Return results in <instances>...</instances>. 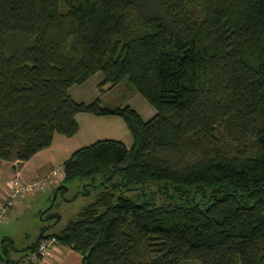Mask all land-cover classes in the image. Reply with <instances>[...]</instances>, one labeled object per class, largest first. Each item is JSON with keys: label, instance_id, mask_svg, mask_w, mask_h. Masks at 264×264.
<instances>
[{"label": "trees", "instance_id": "16d2710c", "mask_svg": "<svg viewBox=\"0 0 264 264\" xmlns=\"http://www.w3.org/2000/svg\"><path fill=\"white\" fill-rule=\"evenodd\" d=\"M98 72L154 116L72 100ZM79 113L122 118L132 145L63 162L58 191L98 193L27 256L53 237L81 264H264V0H0V161L73 137Z\"/></svg>", "mask_w": 264, "mask_h": 264}, {"label": "rangeland", "instance_id": "374dc122", "mask_svg": "<svg viewBox=\"0 0 264 264\" xmlns=\"http://www.w3.org/2000/svg\"><path fill=\"white\" fill-rule=\"evenodd\" d=\"M102 79V74L98 72L84 84L72 86L68 94L77 103L90 104L100 99L102 107L129 106L144 121L154 116L155 110L135 90L126 89L124 83L111 89L109 85H106L102 88L103 91L99 92L98 85ZM75 120L79 129L73 137L56 135V138L63 140L61 144L64 145L65 153L57 155L56 158L57 168L52 178L56 180L55 184L58 183V179H61L58 175L62 173V161L76 150L106 139L125 141L129 148L132 145L130 132L124 120L118 116L97 117L79 113L75 116ZM88 183V180H75L67 184L63 191L57 189L60 184L57 186L47 184L46 188H35L31 193L23 194L21 196L22 213L19 214L15 209L9 210L4 223H0V242L8 233L14 238L16 248L23 249L35 241L40 229L48 225L49 221H52L51 226H55L53 233L61 231L96 197L98 190L90 186L85 187L84 185ZM37 209H40V212H37ZM56 215H59L60 219L57 224L56 219L50 218ZM21 254L22 252L11 251L13 257H19ZM0 256L3 257L1 248Z\"/></svg>", "mask_w": 264, "mask_h": 264}, {"label": "crops", "instance_id": "0c3cea01", "mask_svg": "<svg viewBox=\"0 0 264 264\" xmlns=\"http://www.w3.org/2000/svg\"><path fill=\"white\" fill-rule=\"evenodd\" d=\"M56 137L57 136L55 135L53 143L49 148L38 152L30 160L24 163H20L17 161H0V205L8 193L11 179L16 174H18L21 181L25 183H34L45 180L48 178V176L54 173L57 168V155L65 153L64 145L61 144L63 140ZM123 142L125 143V141ZM127 144L128 143L126 142L125 145L129 147V145ZM67 158L68 157H66V159ZM66 159H64V161ZM64 161H62V164ZM58 177L61 179H58V183H54V186H57L61 183L63 179V173L58 175ZM13 209H15L19 214L22 213V197L16 201L14 206L11 207L10 211H12ZM39 210L40 209H37V212H40ZM51 225L52 221H49V224L43 227H49ZM54 228L55 226H51V228L47 231V234H53L52 230ZM38 236L31 245H28L23 249H17L14 243V238L7 233V235H5L0 242V248L3 253V257L4 248H6L7 245L11 243L14 249L8 251V258L13 261H20L19 264H27L26 256L28 252H23V250L32 246L36 242ZM11 251L22 252V254L19 257H13L14 255L11 256ZM3 257L0 256V264H3ZM35 264H81V256L71 248L58 244L50 251L47 256H45Z\"/></svg>", "mask_w": 264, "mask_h": 264}, {"label": "built area", "instance_id": "2783aa9c", "mask_svg": "<svg viewBox=\"0 0 264 264\" xmlns=\"http://www.w3.org/2000/svg\"><path fill=\"white\" fill-rule=\"evenodd\" d=\"M53 174L48 176L47 179L34 182V183H25L20 180L18 174H16L10 181L8 193L5 196L3 202L0 205V223L5 219L6 214L11 209L16 201L23 195L31 193L35 188H46V185H53L56 183V180L53 179ZM58 245V242L55 238L43 239L39 242L36 252L29 254L27 256V264H35L40 259L47 256L50 251Z\"/></svg>", "mask_w": 264, "mask_h": 264}, {"label": "water", "instance_id": "95a60500", "mask_svg": "<svg viewBox=\"0 0 264 264\" xmlns=\"http://www.w3.org/2000/svg\"><path fill=\"white\" fill-rule=\"evenodd\" d=\"M58 189V188H57Z\"/></svg>", "mask_w": 264, "mask_h": 264}]
</instances>
